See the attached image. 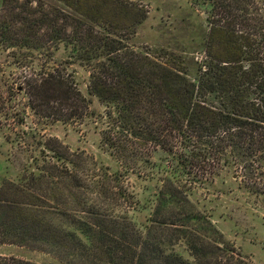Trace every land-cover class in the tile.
<instances>
[{"label": "trees", "instance_id": "trees-1", "mask_svg": "<svg viewBox=\"0 0 264 264\" xmlns=\"http://www.w3.org/2000/svg\"><path fill=\"white\" fill-rule=\"evenodd\" d=\"M15 2L0 0V48L28 71L0 89V116L21 94L23 112L46 125L90 120L112 166L22 128L24 113L11 111L0 243L64 264H250L191 198L239 168L240 187L264 193V33L250 2L189 0L208 26L199 59L134 46L147 13L133 0H23L12 12ZM72 64L87 72L84 91ZM0 264L36 263L0 255Z\"/></svg>", "mask_w": 264, "mask_h": 264}, {"label": "rangeland", "instance_id": "rangeland-1", "mask_svg": "<svg viewBox=\"0 0 264 264\" xmlns=\"http://www.w3.org/2000/svg\"><path fill=\"white\" fill-rule=\"evenodd\" d=\"M133 1L142 6L147 13L145 20L136 28L132 41L134 46L161 47L170 52L182 53L183 51V55L193 56L194 59L200 58L201 53L197 51L198 46L194 44L200 41L202 34L207 33L208 29L205 14L200 9L193 6L189 0ZM17 2L21 3L23 0H17ZM17 2L12 12L19 11L20 7L17 6ZM247 2H250V7L246 6L247 10L250 9L248 13L251 17L259 18L261 33H264V0H247ZM33 5L34 3L31 6ZM6 13L7 11L0 9V15ZM12 54L14 52L11 49L0 48V89H5L7 85H14L28 71L12 64L13 58L10 56ZM56 57L61 59L62 51H59ZM68 69L72 70L78 87L84 91L87 72L76 64L70 65ZM12 90L9 96L11 98L15 93L14 89ZM24 101L21 94H17L14 99L6 103L9 117L0 116V175L13 177V170H15L12 165H9L8 173H5L4 168L5 153L11 149L4 135H9L11 129H17L15 123L17 118L11 116V111L14 113L19 111V115L24 113L22 128L33 126L40 133L44 132L58 137L69 149L82 150L93 156V159L112 166L110 158L99 146L97 129L90 120L85 124L77 125H64L60 122L46 125L43 120H38L33 116L28 109L23 112ZM92 107L102 109L95 98H92ZM13 166L16 167V164ZM241 175L243 171L240 168L236 173L230 171L215 181L216 189H211V187L208 188L209 191L199 189L191 198L199 200V207L210 214L212 222L240 254L243 262L264 264V193L255 195L246 192L240 187ZM130 183L134 191L138 193L142 191V181L130 179ZM258 183L260 187H264V182ZM146 214L147 211L142 210L135 212L133 216L137 221H142ZM183 254L186 256V252ZM0 255L14 256L36 264H64L51 253L9 243H0Z\"/></svg>", "mask_w": 264, "mask_h": 264}]
</instances>
